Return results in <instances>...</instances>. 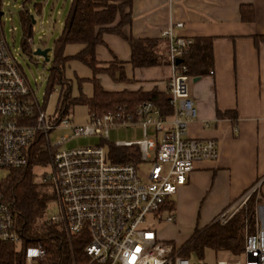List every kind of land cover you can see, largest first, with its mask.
Here are the masks:
<instances>
[{
  "label": "built area",
  "instance_id": "2783aa9c",
  "mask_svg": "<svg viewBox=\"0 0 264 264\" xmlns=\"http://www.w3.org/2000/svg\"><path fill=\"white\" fill-rule=\"evenodd\" d=\"M3 5L0 0V170L27 167L33 147L40 146L47 160L35 169H46L38 177L35 173L36 179L49 184L55 194L54 210L47 221L66 233L73 253L74 238L85 243L84 260L73 255L68 264H211L182 255L181 246L160 239L152 228L155 222L163 221V205L186 183L196 163L216 160L220 154L217 140L188 135V122L197 117V109L183 64L194 40L178 34L184 22L171 21L162 32L169 42L168 59L173 68L169 82L171 117L163 115L152 101H145L134 115L125 114L119 107L117 111L90 114L87 122L79 124L70 116L57 121L41 105L7 39ZM32 43L30 36L25 44L30 47ZM132 125L141 126V139L109 144L112 128ZM61 130L67 133L56 135ZM80 136H99L102 142L66 147ZM110 145L139 146L140 161H114ZM143 163L150 164L147 171L142 169ZM4 177L0 176V181ZM256 190L245 193L216 221L228 223ZM15 217L0 192V241L14 244L23 253L24 264H53L47 247L24 246ZM175 219L170 212L164 220L172 223ZM256 220L257 228L246 234L243 253L237 260L217 264H264V227L257 214Z\"/></svg>",
  "mask_w": 264,
  "mask_h": 264
},
{
  "label": "crops",
  "instance_id": "0c3cea01",
  "mask_svg": "<svg viewBox=\"0 0 264 264\" xmlns=\"http://www.w3.org/2000/svg\"><path fill=\"white\" fill-rule=\"evenodd\" d=\"M242 6L253 20L242 18ZM130 10L133 20L125 33L159 40L160 56L168 58L169 42L162 32L171 21L184 22L178 31L181 36L194 41L213 39V64L207 73L189 79L197 117L188 122L187 130L192 138L217 140L220 154L216 160L196 163L171 198L173 206L163 211V221L173 212L179 225L195 217L210 225L248 191L257 188L264 197V0H133ZM104 40L97 47L98 60L122 62L127 77L120 83L108 74L99 75L106 90L170 93V64L134 67L131 46L125 39L105 33ZM87 84L91 83L84 85V91ZM261 211L264 213V203L256 207L264 227ZM158 236L162 240L168 237L162 231Z\"/></svg>",
  "mask_w": 264,
  "mask_h": 264
},
{
  "label": "trees",
  "instance_id": "16d2710c",
  "mask_svg": "<svg viewBox=\"0 0 264 264\" xmlns=\"http://www.w3.org/2000/svg\"><path fill=\"white\" fill-rule=\"evenodd\" d=\"M132 4L133 0H72L62 33L55 40L49 65L48 93H52L56 87L60 89L55 120L68 116L75 106L81 104L88 107L89 115L117 111L119 107H122L125 114L134 115L138 106L145 101H152L165 116L173 113L170 93L108 91L99 80V75L108 74L115 82L127 81L122 62L116 60L106 64L97 58V47L105 44V33L117 34L129 43L132 51L131 64L134 67L170 64L168 58L157 53L159 40L135 38L132 34L125 33V27L133 20L130 10ZM241 8L244 20L254 19L252 13L245 12L244 6ZM21 20L26 32V41L31 36L33 19L29 12L24 11ZM262 38L264 40V36ZM212 40L199 38L193 41L183 60L189 76L195 77L208 72L214 60ZM74 44L81 45L82 48L74 54H67V47ZM24 47L26 50L30 48L25 42ZM73 60L89 67L92 76L82 77L77 71H73L74 77L69 76L68 71ZM88 82L93 85L90 95L83 89ZM109 153L116 162L140 161V149L137 145H110ZM31 154V162L27 167L7 169L8 173L0 181V192L15 212L17 230L23 238L24 246L42 244L47 247L52 254L53 264H68L73 255L83 261L85 243L79 237L74 238L73 253L66 233L58 224H50L47 221L55 194L49 184H40L35 175V165L44 164L47 157L40 152V146H34ZM261 203H264V197L256 200L254 195L248 202L247 209L237 214L226 225L214 222L206 229L200 232L198 230V233L181 245L182 255L201 259L206 247L217 252L229 251L234 255H241L246 237L245 228L248 226L250 231H255L256 207ZM172 206L173 201L168 199L162 211ZM0 264H24V255L14 244L0 241Z\"/></svg>",
  "mask_w": 264,
  "mask_h": 264
},
{
  "label": "rangeland",
  "instance_id": "374dc122",
  "mask_svg": "<svg viewBox=\"0 0 264 264\" xmlns=\"http://www.w3.org/2000/svg\"><path fill=\"white\" fill-rule=\"evenodd\" d=\"M71 2L72 0H2V3L4 4L3 11L5 12V31L13 54L17 57L18 61L23 66L27 76L29 77V80L34 87L37 97L41 102V105L44 106L47 113L51 117L56 116L60 89L56 87L52 93H48L50 62H47L45 60V57H43L42 55L35 54V51L38 48H51L53 51L55 40L58 39L62 33L65 19L70 10ZM26 10L29 11V14L34 20L32 21L31 30V38L33 39V43L27 50L24 48L26 32L21 20V14ZM126 11H128V8H126ZM81 48L82 46L78 44L69 45L66 49V53L74 54ZM52 51L49 52L50 59L53 56ZM70 66L71 68L68 71V75L72 77H74L73 71H77L81 76H90L92 73L89 67L78 60H73L70 63ZM85 91L91 93L92 85L87 84ZM68 116L72 117L77 123L82 124L88 121L89 109L86 105H77L75 106V108H73L72 112L68 114ZM153 131L154 130L150 129V134L153 133ZM66 133L67 131L61 130L58 131L56 135H65ZM142 137L143 130L139 125H132L129 127H114L110 131L109 144H115L118 141H136L141 139ZM52 140L55 141V136L52 137ZM101 142L102 140L99 136H80L71 139L66 144V147H72L75 145L87 146L100 144ZM149 167L150 164L148 163H143L142 165V169H144L145 171H147ZM45 169L46 166H39L38 168H36L35 173L37 174V177L40 176V174ZM7 173L8 170H0V176H6ZM36 180L39 181L38 178ZM254 195L256 197V200L261 198L257 191L252 195V197ZM248 202L238 210V212L230 219V221L241 211L247 209ZM51 210L53 211L54 209L51 208ZM150 218L155 219V214H151ZM260 218L262 220V225H264V213L262 211L260 214ZM189 222L190 223H185L183 225H181V223L180 225L177 224V221L173 222L172 224H168L165 221L155 222L152 228H154L157 233L162 231L163 236L168 235V237L163 240L170 241L178 246H181L185 244L190 238H192L198 230V232H200L206 229L209 225H205L200 217H195L193 221ZM214 222L221 225L227 224H222L220 221H216V219ZM172 225H175V227H173V229L169 233L167 229L170 226L172 227ZM248 232L252 231H250L249 227L246 226L245 236ZM191 259L197 261L203 259L207 262H210L211 264H217L218 261L234 262L237 260V255H234L229 251L217 252L212 248L206 247L203 258L200 259L193 256Z\"/></svg>",
  "mask_w": 264,
  "mask_h": 264
},
{
  "label": "water",
  "instance_id": "95a60500",
  "mask_svg": "<svg viewBox=\"0 0 264 264\" xmlns=\"http://www.w3.org/2000/svg\"><path fill=\"white\" fill-rule=\"evenodd\" d=\"M33 21H34V20H33ZM51 51H52L51 48H46V49L38 48V49L35 51V54L42 55L43 57H45V60H46L47 62H50L49 52H51ZM179 62H181V60H179Z\"/></svg>",
  "mask_w": 264,
  "mask_h": 264
}]
</instances>
